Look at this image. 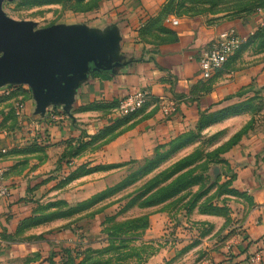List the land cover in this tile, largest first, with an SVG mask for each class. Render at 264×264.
<instances>
[{
  "label": "rangeland",
  "instance_id": "1",
  "mask_svg": "<svg viewBox=\"0 0 264 264\" xmlns=\"http://www.w3.org/2000/svg\"><path fill=\"white\" fill-rule=\"evenodd\" d=\"M117 1L5 0L2 9L12 19L36 23L37 29L104 25ZM170 8L177 18L228 23L231 28L219 35L250 28L223 67L245 82L141 158L113 157L123 130L122 124H111L114 118L100 114L82 121L70 113V131L61 123L65 119L49 120L57 106L35 114L28 85H15L20 88L10 94L0 91V101L26 95L22 111L17 100L6 112L15 126L19 120L30 125L16 137L20 144L29 138L27 144L14 148L25 158L18 161L25 165L19 177L28 189L18 199H25L29 218L20 223V235L6 240L40 244L28 255L3 252L0 264L71 259L76 264H264V240L257 236L264 212L254 193L240 187L243 165L234 158L243 140L264 138V0H171ZM29 100L33 115L27 113ZM109 104L101 102L99 110ZM50 123L57 127L54 134L46 132ZM157 154L156 163L145 168ZM9 245L0 241L1 250Z\"/></svg>",
  "mask_w": 264,
  "mask_h": 264
},
{
  "label": "crops",
  "instance_id": "2",
  "mask_svg": "<svg viewBox=\"0 0 264 264\" xmlns=\"http://www.w3.org/2000/svg\"><path fill=\"white\" fill-rule=\"evenodd\" d=\"M167 1L119 0L106 12L112 19L110 22L104 25L86 24L101 33L111 27L116 28L119 36L117 55L121 66L116 68L115 73L103 71L89 74L87 80L76 90L70 113L80 117L78 119L82 121L100 114L114 118L111 124L121 121L123 130L114 141L118 150L113 152V157L116 154L125 158L150 155L159 142L175 131L196 122L200 110L234 94L245 82L242 75L227 68L219 70L217 75L208 81L201 79V53L210 47L221 32L231 27L228 23L206 24L200 19L177 18L174 14L164 15L162 12ZM174 20L178 22L174 23ZM237 29L239 34L246 38L251 32L250 28ZM233 75L235 81L232 80ZM139 89L148 91L147 103L127 120H123L125 117L116 113L118 101L126 93ZM22 98H26V95L18 94L14 99L0 101V183H4L11 190L8 197L0 198V241L10 244L6 249H0V257L4 253L13 257L28 255L34 252L36 248L33 247L38 248L39 244L21 239L6 240L21 234L19 225L30 213L23 204L25 199L19 202V199L25 198L28 189L24 179L19 177L25 165L18 161L25 158L21 156L23 150L14 149L27 144L29 138L22 136L24 143L20 144L16 137L21 132L25 133L22 130L30 125L19 120V127L15 126L12 115L6 112L11 104L17 100L22 101ZM101 102L111 104L102 112L99 109L79 110L80 106ZM167 102L175 104L174 111L169 116L162 112V105ZM26 105L27 113L33 115L32 101L29 100ZM60 108L62 107L51 113L49 120L65 119L61 123L70 126L71 131L69 114ZM51 125L50 123L48 129L45 127L48 134H54L57 128ZM234 154L237 163L243 165V168H240V187L254 193L264 212V160L261 159L264 158V138L248 137L235 148ZM258 229V238L263 237L261 239L264 240V220Z\"/></svg>",
  "mask_w": 264,
  "mask_h": 264
},
{
  "label": "water",
  "instance_id": "3",
  "mask_svg": "<svg viewBox=\"0 0 264 264\" xmlns=\"http://www.w3.org/2000/svg\"><path fill=\"white\" fill-rule=\"evenodd\" d=\"M0 0V88L28 85L36 113L51 106L70 114L78 86L89 74L116 72L121 66L115 27L101 33L81 25L36 28V23L7 16Z\"/></svg>",
  "mask_w": 264,
  "mask_h": 264
},
{
  "label": "built area",
  "instance_id": "4",
  "mask_svg": "<svg viewBox=\"0 0 264 264\" xmlns=\"http://www.w3.org/2000/svg\"><path fill=\"white\" fill-rule=\"evenodd\" d=\"M178 20H174L177 23ZM246 40V37L241 35H235L234 33H227L219 35L214 39L209 48L205 49L199 57L200 76L202 80L208 81L223 68L227 63L229 57L235 53V51ZM19 86H5L0 89H6V93L10 94L17 90ZM149 93L145 89L134 90L126 93L118 101L117 113L119 116H128L130 114L138 112L142 109L148 101ZM175 104L172 102L163 103L162 112L169 116L174 111ZM19 109H24V104H19ZM1 179V178H0ZM10 191L5 184L0 183V197L9 196Z\"/></svg>",
  "mask_w": 264,
  "mask_h": 264
},
{
  "label": "trees",
  "instance_id": "5",
  "mask_svg": "<svg viewBox=\"0 0 264 264\" xmlns=\"http://www.w3.org/2000/svg\"><path fill=\"white\" fill-rule=\"evenodd\" d=\"M170 3H171V0H168L167 3L164 6L163 12H162L164 15L173 13V9L170 8ZM2 99H6V98H2ZM117 105H116V107H117ZM100 107H103V106H101L100 104L93 103V104H90L89 106H80L79 107V110L87 111V110H93V109H100ZM133 114H135V113H133ZM133 114H130L128 116H125V118L123 120H127ZM120 123H121V121H117V123H115V124H120ZM157 156H158V154L156 156H153L152 158L147 159V162L145 163V165H146L145 168L150 169L156 163V157ZM153 198H156V195ZM158 199H160V198H158ZM28 218L25 217L21 222L27 221ZM18 230H20V228H18ZM65 264H76V263H75V261L73 259H71V260L67 261V263H65ZM79 264H86V263L84 262V263H79ZM91 264H93V263H91Z\"/></svg>",
  "mask_w": 264,
  "mask_h": 264
}]
</instances>
